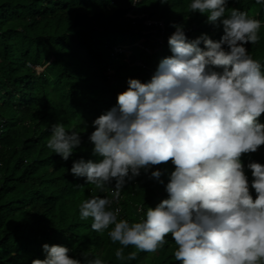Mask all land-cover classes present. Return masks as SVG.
<instances>
[{"label": "clouds", "instance_id": "obj_1", "mask_svg": "<svg viewBox=\"0 0 264 264\" xmlns=\"http://www.w3.org/2000/svg\"><path fill=\"white\" fill-rule=\"evenodd\" d=\"M140 1H132L126 18L154 27L153 36L145 31L134 45L147 53L162 51L167 22L135 10ZM228 2L191 0L187 11L222 25L221 38L201 34L189 41L182 25H172V55L160 61L149 82L129 79L116 106L94 120L89 141L93 155L102 159L72 164L71 174L105 192L104 198L80 202L79 215L81 220L90 218L91 229L101 235L113 226L107 235L121 245L117 260L136 259L137 252L125 256L128 246L156 253L171 234L180 264H264V165L249 162L245 168L242 162L244 155L264 145V64L246 48L260 42L262 22L228 8ZM255 4L264 5V0ZM127 51L132 54L130 45H118L113 54L130 57ZM135 63L146 67L141 60ZM50 65L47 61L44 67ZM81 143L79 132H69L58 122L46 146L67 161ZM168 162L175 169L165 185L168 198L130 224L122 218L126 183L143 170L164 185V173L150 170ZM42 247L46 258L32 264H82L66 246ZM82 257L83 264H105L99 255L84 252Z\"/></svg>", "mask_w": 264, "mask_h": 264}, {"label": "trees", "instance_id": "obj_2", "mask_svg": "<svg viewBox=\"0 0 264 264\" xmlns=\"http://www.w3.org/2000/svg\"><path fill=\"white\" fill-rule=\"evenodd\" d=\"M132 1L0 0V264L45 259L44 244L72 249L71 257L81 259L82 264L84 252L101 256L105 264H180L174 257L177 246L171 234L156 253L128 246L125 256L137 252L136 259L117 260L115 251L121 245L107 235L113 226L101 235L91 229L90 218L81 220L79 215L80 202L93 196L104 198L105 192L70 171L80 159H102L93 155L94 145L89 141L94 120L116 106L117 95L127 90L129 79L149 82L160 61L172 55L168 45L176 30L172 25H182L189 41L201 34L213 40L223 35L222 25L216 27L207 22L206 15L187 11L191 0L165 4L141 0L135 10L165 19L168 26L164 49L147 53L134 44L145 31L152 38L154 27L126 18ZM228 8L245 11L262 22L260 42L246 48L264 64V5H256L255 0H229ZM121 36L130 41L126 44L132 50L130 57L113 54ZM137 60L146 67L137 65ZM47 61L51 65L44 67ZM58 122L81 136L80 147L67 161L46 146L51 127ZM260 123L264 124V115ZM242 162L245 168L249 162L264 165V145L244 155ZM156 170L164 173V185L142 170L122 191V218L130 224L145 217L148 207L155 208L168 198L165 185L174 166L168 162L150 171ZM246 174L251 181V171L246 169Z\"/></svg>", "mask_w": 264, "mask_h": 264}, {"label": "rangeland", "instance_id": "obj_3", "mask_svg": "<svg viewBox=\"0 0 264 264\" xmlns=\"http://www.w3.org/2000/svg\"><path fill=\"white\" fill-rule=\"evenodd\" d=\"M130 43V41H129V39L128 38H124V37H122L121 36V38H120V40H119V44L120 45H126V44H129ZM127 54L128 55H130V52L129 51H127ZM38 69L41 71V67H38ZM43 70V69H42Z\"/></svg>", "mask_w": 264, "mask_h": 264}]
</instances>
